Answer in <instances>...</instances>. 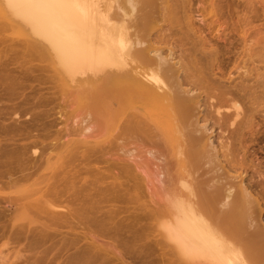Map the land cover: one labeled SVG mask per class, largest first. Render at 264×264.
Returning a JSON list of instances; mask_svg holds the SVG:
<instances>
[{
	"label": "bare ground",
	"instance_id": "6f19581e",
	"mask_svg": "<svg viewBox=\"0 0 264 264\" xmlns=\"http://www.w3.org/2000/svg\"><path fill=\"white\" fill-rule=\"evenodd\" d=\"M161 1L0 0L1 188L32 181L22 208L59 229L62 264H264V206L227 177L233 146L203 124L202 79L151 38Z\"/></svg>",
	"mask_w": 264,
	"mask_h": 264
},
{
	"label": "rangeland",
	"instance_id": "374dc122",
	"mask_svg": "<svg viewBox=\"0 0 264 264\" xmlns=\"http://www.w3.org/2000/svg\"><path fill=\"white\" fill-rule=\"evenodd\" d=\"M166 1V4L160 2L159 17L156 16L157 20L152 24L151 38L157 41L156 46L164 56L170 51L173 52L177 66L183 63L182 71L186 70L189 73L194 71L196 79H202L200 81L202 87L199 86L194 92L199 94L201 103L205 102V106L201 107L202 114L207 111L208 114L209 112L212 114L203 124H206L210 129L209 132H212L211 141L214 140L213 143L218 149L222 145L228 149L233 146L231 152L236 162V171L227 167V177L231 178L229 181L234 180L230 183L232 185L235 183L236 188L240 185V181L249 185L252 196L260 200L263 207L264 199H261L260 189L261 186L264 188V0ZM172 16L176 19L174 20ZM2 37L11 36L5 33L0 35V38ZM17 39L14 37L17 43L13 48L21 51L20 44L24 41H20L22 38ZM0 50H4L3 45H0ZM180 56L185 58L184 61ZM202 57L206 60H202ZM32 64L47 65L38 62ZM231 92L233 95H230ZM218 103L222 104L221 115H217L215 107L213 108L214 104ZM69 108L71 110H66V115L62 118L55 116L58 122L56 129L62 130L65 124H73L76 117L81 115L78 110L80 108L75 106ZM222 114L230 115V119L225 124L221 118ZM71 140L75 141L78 138ZM221 160L224 161L223 158ZM99 166L95 165L96 168ZM62 167V164H55L49 168L44 167L41 172L42 175L49 176L53 172L59 173L63 170ZM133 168L135 178L140 185V164L138 168L133 164ZM31 183L32 181H28L26 184L22 183L11 188H1L2 183H0V264H62L60 256L53 261L50 260L54 258L59 248L60 237L54 233L59 229L53 227L48 230V218L45 212L39 214L34 210L22 208V204L34 202L36 197L40 196L38 190L30 187ZM255 184L259 187H254Z\"/></svg>",
	"mask_w": 264,
	"mask_h": 264
}]
</instances>
